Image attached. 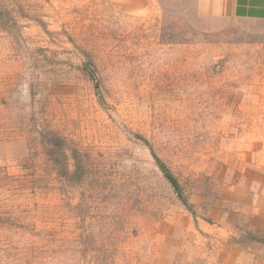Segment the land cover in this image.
Here are the masks:
<instances>
[{"label":"rangeland","instance_id":"1","mask_svg":"<svg viewBox=\"0 0 264 264\" xmlns=\"http://www.w3.org/2000/svg\"><path fill=\"white\" fill-rule=\"evenodd\" d=\"M0 11L21 29H0V264H264L263 23L195 0Z\"/></svg>","mask_w":264,"mask_h":264},{"label":"trees","instance_id":"2","mask_svg":"<svg viewBox=\"0 0 264 264\" xmlns=\"http://www.w3.org/2000/svg\"><path fill=\"white\" fill-rule=\"evenodd\" d=\"M0 15L2 16V15H4V13L2 11H0ZM0 29H4V30L9 31V32L14 31L16 34L21 36L20 24L15 20L12 22L0 21ZM94 65L95 64H94L93 59L89 58L85 64V68L87 69L88 72H90V73L94 72L95 73ZM90 66L93 67L94 69L90 70ZM53 137H54V140H52V142H50V144H52L56 148H59L61 150V152L63 151L62 153L64 155H67V150L65 148L64 140H62L58 135H54ZM72 152H74V159H75L74 170H73L72 176H76L77 177L76 182L79 183L85 175V171H86L85 159H84V157H83V155L79 149H75V151L73 149ZM153 156H154V159L156 160L157 166L159 167V169L163 173L164 177L171 184V186L175 190V192L178 195V197L180 198V200L183 202V204L185 206H189L190 205L189 200L184 193L183 187H182L179 179L175 176V174L172 172V170L166 165L165 162H163L161 160V158L157 154L153 153ZM62 169H65L67 172H69L68 165H67V167L63 166Z\"/></svg>","mask_w":264,"mask_h":264},{"label":"crops","instance_id":"3","mask_svg":"<svg viewBox=\"0 0 264 264\" xmlns=\"http://www.w3.org/2000/svg\"><path fill=\"white\" fill-rule=\"evenodd\" d=\"M204 16L264 24V0H195ZM264 58V46H263Z\"/></svg>","mask_w":264,"mask_h":264}]
</instances>
